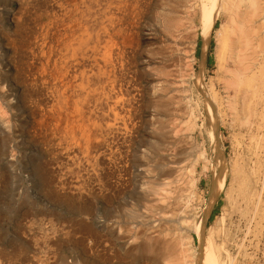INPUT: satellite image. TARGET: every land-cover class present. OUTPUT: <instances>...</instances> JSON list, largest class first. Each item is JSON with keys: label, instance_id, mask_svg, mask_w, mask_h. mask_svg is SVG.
Here are the masks:
<instances>
[{"label": "rangeland", "instance_id": "1", "mask_svg": "<svg viewBox=\"0 0 264 264\" xmlns=\"http://www.w3.org/2000/svg\"><path fill=\"white\" fill-rule=\"evenodd\" d=\"M77 1L0 0L1 262L20 264L26 257L25 264H193L199 254V263L208 264L212 250L218 264H264V0H211L214 23L203 38L207 0H85L101 34L91 59L78 56L80 68L94 71L95 58L105 80L106 10L114 9L130 32L124 80L117 83L138 109L136 118L124 117L130 133L107 137L106 125H93L105 114V95L97 103L91 99L86 116L93 111L87 117L96 147L71 123L70 103L63 108L60 97L55 102L54 70L49 75L41 65L44 57L58 56ZM164 19L183 24L184 38L175 46ZM170 59L177 76L156 90ZM167 141H174L170 148L182 163L171 196L185 210L180 218L186 224H166L151 234L161 214L153 206L163 195L152 193V167ZM161 209L168 210L164 204ZM196 220L200 237L192 226Z\"/></svg>", "mask_w": 264, "mask_h": 264}, {"label": "bare ground", "instance_id": "2", "mask_svg": "<svg viewBox=\"0 0 264 264\" xmlns=\"http://www.w3.org/2000/svg\"><path fill=\"white\" fill-rule=\"evenodd\" d=\"M76 1V0H74ZM96 1V0H95ZM98 1V0H97ZM96 1V2H97ZM103 1V0H102ZM129 1V0H128ZM207 6L205 8L204 14H203V19H202V23H201V31H200V35L203 37H206L210 31L212 30L213 27V23H214V18H215V10H216V5L215 3H213L212 1L214 0H207ZM216 1V0H215ZM214 1V2H215ZM252 3H255L256 0H250ZM90 2V1H89ZM88 2V3H89ZM99 2V1H98ZM115 2H117L115 0ZM80 4H83V6H79ZM104 3V2H103ZM102 3V4H103ZM114 3V1H113ZM121 3V2H120ZM210 3V4H209ZM92 4V3H91ZM90 4V5H91ZM95 4V3H94ZM99 4V3H98ZM69 6V5H68ZM97 6V5H96ZM95 6V7H96ZM114 7V6H113ZM112 7V8H113ZM126 7V5L124 6ZM130 7V5H129ZM132 7L134 9L138 8V4H132ZM66 8V7H65ZM70 8V7H69ZM73 8H75L74 13L72 11L71 14H68V19L70 22V31L65 32L63 35V40L58 44V48L59 50L57 51L58 56L49 58L44 57L45 62L41 63V65L43 66V68L49 70L50 72L49 75H52V72L54 70V76H55V80L58 81L57 82V86H56V90H57V94L60 97V100L62 99L64 102L62 104H68L70 103L71 105V111H72V118L71 119V123L72 124H76L78 127H82L83 134H85V141L87 144L91 143L90 142V130H89V126H91L92 122L90 121L91 118L90 117V112L89 117L86 116L87 111L89 112L88 108H92V107H88L89 104H91V99L94 100V102H96L97 98L99 97L100 93L104 94L105 98L103 97V99H105V106L106 109L105 110V114L103 112V110L99 113L103 114L102 118H96L93 125H97V128L101 127V124L106 125V127L103 128V126L101 128L103 129H107L108 131V135L107 137L110 136H114L116 132H120V130H122L124 133L126 134V132H129L130 128L127 127V122L125 124V115L130 114L132 116H134V118H136V113L138 112V109L135 106V102L132 98H128L127 94H128V89L123 88L121 84H118L117 81L120 80H124V76L122 74V71L124 68H126V64L124 62V57L125 53H124V48L127 44L128 38L130 37V32L129 30L126 28L125 24H124V20L123 17L121 18L120 16L118 17L115 13L113 12L112 9H108L110 7H108V11L106 10L107 14V24L108 25V29L106 30V33H108L107 35V39L106 42L108 44V52H107V61H106V72H103L105 75L103 76L105 80H103L101 77V68L99 67V65L97 64V60L94 58L93 59V64L95 65L96 68H94L95 70L93 71L92 69L88 68H80L81 65V60L85 58H87V60H89V58L91 59L92 53L94 52L93 50H95L96 47H98V41H99V36L98 33L100 32H96L97 30H95L97 23H93V21L90 19V17H94L95 16H91L90 15V7L88 6V4H86L85 0H80V2H73ZM92 8V6H91ZM67 10V9H66ZM70 10V9H69ZM72 10V9H71ZM70 10V11H71ZM258 10V9H257ZM68 11V10H67ZM101 11V10H100ZM122 11H124L122 9ZM130 11V10H129ZM98 12V11H96ZM105 12V10H104ZM69 13V12H68ZM92 13V12H91ZM100 13V12H99ZM20 14V13H19ZM98 14V13H96ZM105 14V13H103ZM119 14V13H118ZM259 14V13H258ZM63 15V14H62ZM67 15V14H66ZM95 15V13H94ZM102 15V14H101ZM100 15V16H101ZM120 15V14H119ZM243 15V13H242ZM99 16V14H98ZM97 16V17H98ZM105 16V15H104ZM103 17V15H102ZM73 18V19H72ZM101 18V17H100ZM58 19V18H57ZM103 19V18H102ZM127 19V18H126ZM67 20L66 19H62L63 24H65ZM105 21V20H104ZM102 21V22H104ZM165 31L166 33L169 35V37L172 38V40H174V46L177 45L176 41H180L181 39L183 40L184 35H183V24L180 22V20H176V22L174 21H169V20H165ZM59 22V21H58ZM61 22V21H60ZM59 22V23H60ZM97 22H98V18H97ZM101 22V21H100ZM101 22V23H102ZM100 23V24H101ZM128 23V22H127ZM96 24V25H95ZM105 24V23H104ZM52 25V24H51ZM55 25V24H54ZM68 28V27H67ZM132 29V28H131ZM216 29V28H215ZM39 30V29H38ZM52 30V29H51ZM66 30V27H65ZM134 30V29H133ZM57 31V30H56ZM94 31V32H93ZM218 33H220V30H217ZM61 34V33H60ZM101 34V33H100ZM133 34V33H132ZM135 34V33H134ZM105 36V35H104ZM103 36V37H104ZM60 37V35H59ZM102 37V36H101ZM62 38V36H61ZM93 39H95V45L93 46ZM104 39V38H103ZM105 40V39H104ZM204 40V39H203ZM229 41V40H228ZM263 42V41H262ZM45 43V42H44ZM104 45V44H103ZM101 46V45H100ZM205 46V45H204ZM43 47V46H42ZM41 47V48H42ZM131 47V46H130ZM116 48V52L115 55L116 57H112L111 53L112 51ZM174 48V47H173ZM43 49V48H42ZM41 49V50H42ZM45 49V48H44ZM51 49V48H50ZM104 49V48H103ZM169 49V48H168ZM99 50H101L99 48ZM105 50V49H104ZM171 50V49H170ZM178 50V48H177ZM132 51V50H131ZM174 51V50H173ZM90 52H92L90 54ZM95 52L97 53V51L95 50ZM170 52V51H169ZM172 52V51H171ZM237 52V49H236ZM235 52V53H236ZM106 55V54H105ZM78 56L83 57L81 60H78L80 58H78ZM98 56V55H97ZM170 56V55H169ZM172 56V55H171ZM41 57V56H40ZM103 57V56H102ZM238 57V56H237ZM236 57V58H237ZM42 58V57H41ZM170 58V57H169ZM241 58V57H239ZM119 59V61L117 60ZM164 59V58H163ZM165 60V59H164ZM235 60V59H234ZM105 61V60H104ZM118 61V62H117ZM166 61V60H165ZM236 61V60H235ZM39 62H41L39 60ZM52 62V65H51ZM92 62V61H91ZM116 62L118 63V73L116 71ZM173 59H170V66H162L161 70L159 71V73L161 72V74H163L164 76V80L161 84H158L156 86H154V89H164V88H168L171 84H173V79L175 78V76H177V70L174 69L173 67H171L174 64ZM239 62V61H238ZM85 63V62H84ZM89 63V62H88ZM234 63V62H233ZM92 64V65H93ZM175 65V64H174ZM51 66L52 69H51ZM44 71V70H43ZM125 72V71H124ZM47 73V74H48ZM233 73V72H232ZM126 74V73H125ZM40 76V75H39ZM130 76V75H129ZM158 76V75H157ZM161 76V75H160ZM44 77V76H43ZM45 78V77H44ZM49 78V77H48ZM161 80V79H160ZM55 81V82H56ZM123 83V82H122ZM49 86V85H48ZM126 87V86H125ZM136 87V86H135ZM153 89V88H152ZM56 93V92H55ZM155 93V92H154ZM53 94V93H52ZM50 95V94H49ZM55 95V94H54ZM132 95V94H131ZM172 95V94H171ZM53 96V95H51ZM49 97V96H48ZM54 98V97H53ZM170 98H175L174 95H172ZM57 99V98H56ZM54 99V100H56ZM55 101L56 103H58L59 101ZM101 99V98H100ZM99 99V100H100ZM47 102V101H46ZM54 102V101H53ZM103 102V101H101ZM100 102V104H101ZM137 102V100H136ZM61 103V102H59ZM65 103V104H64ZM97 103V102H96ZM93 104V103H92ZM91 104V106H92ZM99 104V101H98ZM96 105L94 103V105L96 106H100V105ZM104 104V103H103ZM61 107V106H60ZM102 106H100L99 108H101ZM57 108V107H56ZM64 108V107H63ZM62 108V109H63ZM97 108V107H96ZM95 109V108H94ZM65 110L66 112H68V109L65 106ZM98 110V109H97ZM96 111V109H95ZM93 115V114H91ZM55 116V115H54ZM129 117V116H128ZM106 118V119H104ZM176 118V117H175ZM98 121V123L96 122ZM67 122V121H66ZM169 123H173L174 121L172 120H168ZM176 122V121H175ZM67 124V123H66ZM52 126V125H51ZM60 126V125H59ZM64 126V125H63ZM70 126V125H69ZM93 126H91L92 128ZM96 127V126H95ZM94 128V127H93ZM73 129V128H72ZM96 129V128H95ZM101 129V130H103ZM70 130V129H69ZM79 130V129H78ZM97 130V129H96ZM100 130V129H99ZM132 130V129H131ZM66 131V130H65ZM94 131V129H93ZM98 131V130H97ZM96 131V132H97ZM74 132V131H73ZM79 133V131H77ZM101 133L103 131H100ZM98 132V133H100ZM78 133L76 135H78ZM130 133V132H129ZM48 134V133H47ZM97 134V133H95ZM93 133V135H95ZM120 134V133H119ZM99 135V134H98ZM102 135V134H101ZM100 135V136H101ZM123 135V134H122ZM99 136V137H100ZM125 136V135H123ZM81 137V136H80ZM80 137L79 140H80ZM95 137V136H94ZM103 137V136H101ZM118 137V136H117ZM120 137V136H119ZM69 138V137H68ZM72 138V137H71ZM93 138V137H92ZM111 138V137H110ZM110 138L108 140H110ZM73 139V138H72ZM117 139V138H116ZM126 139V138H125ZM68 140V139H67ZM93 140V139H92ZM91 140V141H92ZM113 140H115V138H113ZM60 141V140H59ZM100 141V140H98ZM97 142V140H96ZM110 142H112V140H110ZM109 142V143H110ZM125 142V141H124ZM178 142V141H177ZM85 143V144H86ZM95 143V142H94ZM107 143V141H106ZM105 143V146H106ZM121 143V142H120ZM123 143V142H122ZM172 143H174V141H167L166 144H163L162 147L159 148L158 152L155 153V157H156V162L154 164V166L152 167V171H154V176H153V180L151 181V190L153 194H157V195H161L163 193V195H161V198L158 199V201H156L155 207L153 206V208L159 212L155 213H161L160 216L156 219H154L153 222L154 225H150L153 233L162 230L163 226H167L168 228L172 227L173 225H175V223L181 227L183 225L186 224V219L183 217L180 218L181 214L185 215V210H181L180 208H178L177 205V199H174L173 196H171V192L173 189H175L177 183H179L181 176L182 175V168H181V164H180V160L176 157L177 156V152L173 153V150H171V145ZM79 144V143H78ZM92 144V143H91ZM93 145V144H92ZM98 145V144H95ZM95 145H93L94 147H96ZM93 146L91 147L93 149ZM178 146V145H176ZM175 146V147H176ZM88 147V146H87ZM95 149V148H94ZM121 149V148H120ZM174 149V148H173ZM178 149V148H177ZM91 149H89L88 151H90ZM96 150V149H95ZM94 150V151H95ZM106 150V149H105ZM91 152V151H90ZM88 152V153H90ZM120 152V151H119ZM182 152V151H181ZM87 153V151H86ZM101 153V152H100ZM118 153V152H117ZM87 155V154H86ZM97 155V154H96ZM78 156V155H76ZM89 156V155H87ZM86 156V157H87ZM122 156V155H121ZM114 157V156H113ZM123 157V156H122ZM82 159V158H81ZM88 159V158H87ZM117 159V158H116ZM109 160V159H108ZM88 161V160H87ZM97 161V160H96ZM78 162V161H76ZM86 162V161H85ZM90 162V161H89ZM71 163V162H70ZM81 163V162H80ZM79 163V164H80ZM88 163V162H87ZM94 163V162H93ZM96 163V162H95ZM60 164V163H59ZM69 164V163H67ZM77 164V163H76ZM78 164V165H79ZM86 164V163H85ZM83 165V164H82ZM93 165V164H92ZM149 165V164H148ZM73 166V165H71ZM64 167V166H62ZM94 167V166H93ZM139 167V166H138ZM83 168V167H82ZM90 168V167H89ZM141 168V166H140ZM185 169V168H184ZM97 170V169H96ZM101 170V169H100ZM72 171V170H71ZM70 171V172H71ZM89 171V169H88ZM66 172V171H65ZM78 172V171H77ZM90 172V171H89ZM94 172V171H93ZM184 172V170H183ZM87 173V172H86ZM85 173V174H86ZM145 173V172H144ZM66 174V173H64ZM90 174V173H89ZM147 174V173H146ZM145 174V175H146ZM191 174V173H190ZM186 175V174H185ZM184 175V176H185ZM68 176V175H67ZM92 176V175H91ZM97 176V175H96ZM95 176V177H96ZM139 176V174H138ZM76 177V176H75ZM88 177V176H87ZM101 177V176H100ZM119 177V176H118ZM77 178V177H76ZM92 178V177H91ZM96 179V178H95ZM94 180V178H93ZM92 180V181H93ZM99 180V179H98ZM91 181V180H90ZM89 181V182H90ZM97 181V180H96ZM98 182V181H97ZM99 184V182H98ZM101 185V184H100ZM68 186V185H67ZM66 186V187H67ZM178 186V185H177ZM102 188H105L102 187ZM179 190V189H178ZM182 190V189H181ZM179 190V192L181 191ZM84 191V190H83ZM110 191V190H109ZM217 191V186L215 185L214 187V192ZM178 192V193H179ZM182 192V191H181ZM177 194V192H176ZM186 196V195H185ZM157 197V196H156ZM160 197V196H159ZM181 198V197H180ZM188 198V197H187ZM181 200V199H180ZM180 202V201H179ZM181 203V202H180ZM183 203V202H182ZM149 204V203H148ZM161 204L165 205V208H167V212L164 210H160V206ZM184 204V203H183ZM185 205V204H184ZM177 207V208H176ZM148 209V208H147ZM148 211V210H147ZM164 211V212H162ZM146 212V211H144ZM187 212V211H186ZM148 213V212H147ZM153 213V212H152ZM188 213V212H187ZM151 214V213H150ZM147 216H144L142 218V220H144L145 222L148 221ZM160 218V219H159ZM204 218V217H201ZM138 219V218H137ZM140 220V219H139ZM141 221V220H140ZM144 221L142 223H144ZM167 224V225H166ZM193 226V230L195 232V234L200 237L201 236V224L200 222H198L197 220L195 221ZM149 227V226H148ZM174 227V226H173ZM146 227H144L145 229ZM164 229V228H163ZM179 229V228H178ZM42 230V229H41ZM151 230V231H152ZM38 231V230H37ZM143 231V230H142ZM149 231V230H148ZM147 231V232H148ZM45 232V230H44ZM67 232V231H66ZM146 232V233H147ZM150 232V231H149ZM176 232V230L174 231ZM173 232V233H174ZM182 232V231H180ZM179 232V233H180ZM156 234V233H155ZM163 234V233H162ZM188 234V233H187ZM180 235V234H179ZM47 236V235H46ZM170 236V235H169ZM174 236V234H173ZM187 237V236H186ZM36 238V237H35ZM183 238V237H182ZM188 238V237H187ZM179 239V238H178ZM190 239V238H189ZM183 240V239H182ZM186 242L188 241L187 239H185ZM47 241V240H46ZM45 241V242H46ZM39 242V241H38ZM177 242V241H176ZM174 243V241H173ZM51 244V243H50ZM179 244V243H178ZM176 245V244H174ZM180 245V244H179ZM38 246V245H37ZM36 246V247H37ZM40 246V245H39ZM48 245H46L47 247ZM178 246V245H177ZM187 246V245H186ZM45 249V248H44ZM192 249V248H191ZM42 250V249H40ZM48 250V249H47ZM39 251V250H38ZM41 252V251H40ZM44 252V250L42 251ZM189 252V251H188ZM187 252V253H188ZM185 254V253H184ZM194 255V254H193ZM40 257V256H39ZM42 257V256H41ZM47 257V256H46ZM195 260H193V264H202V262L199 263V254L194 256ZM46 259V258H45ZM193 259V258H192ZM27 260L26 257H23L20 259L19 263L20 264H25L24 262ZM96 260V259H95ZM46 261V260H45ZM94 262V261H93ZM121 262V261H120ZM186 262V261H185ZM27 263V262H26ZM96 263V262H95ZM99 263V262H98ZM118 263V262H117ZM0 264H4L3 262H1L0 260ZM5 264H12V262L7 261ZM186 264V263H185ZM189 264V263H188ZM192 264V263H191ZM208 264H218L217 260L215 258L214 253L212 252V250L209 252V258H208Z\"/></svg>", "mask_w": 264, "mask_h": 264}, {"label": "trees", "instance_id": "3", "mask_svg": "<svg viewBox=\"0 0 264 264\" xmlns=\"http://www.w3.org/2000/svg\"><path fill=\"white\" fill-rule=\"evenodd\" d=\"M212 47H213V42L211 41L210 42V51H211ZM210 51H209V53H210ZM211 62H212V55L209 54L208 55V58H207V64H210ZM213 214L214 213H212V215L210 216V218H212Z\"/></svg>", "mask_w": 264, "mask_h": 264}]
</instances>
